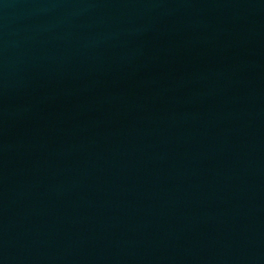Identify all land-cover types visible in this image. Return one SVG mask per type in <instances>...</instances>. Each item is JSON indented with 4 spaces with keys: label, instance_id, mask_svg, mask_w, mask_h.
<instances>
[{
    "label": "water",
    "instance_id": "1",
    "mask_svg": "<svg viewBox=\"0 0 264 264\" xmlns=\"http://www.w3.org/2000/svg\"><path fill=\"white\" fill-rule=\"evenodd\" d=\"M0 264H264V0H0Z\"/></svg>",
    "mask_w": 264,
    "mask_h": 264
}]
</instances>
